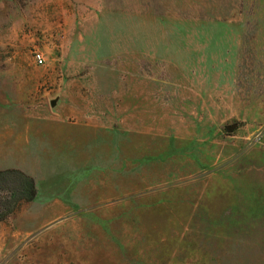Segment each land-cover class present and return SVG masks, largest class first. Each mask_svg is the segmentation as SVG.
<instances>
[{
	"label": "rangeland",
	"instance_id": "obj_1",
	"mask_svg": "<svg viewBox=\"0 0 264 264\" xmlns=\"http://www.w3.org/2000/svg\"><path fill=\"white\" fill-rule=\"evenodd\" d=\"M87 115L159 163L93 218ZM28 125L57 148L26 162L7 142ZM24 165L37 195L0 222V264H264V0H0V168Z\"/></svg>",
	"mask_w": 264,
	"mask_h": 264
},
{
	"label": "crops",
	"instance_id": "obj_2",
	"mask_svg": "<svg viewBox=\"0 0 264 264\" xmlns=\"http://www.w3.org/2000/svg\"><path fill=\"white\" fill-rule=\"evenodd\" d=\"M87 119L90 120V126L101 131L97 135L90 136L88 134L90 137L89 145L87 144L86 147L80 149V151L86 150L87 155L81 152L78 155L80 160L90 158V179L88 180H90L93 190H89L85 197L82 196L73 201L78 209L93 212V218L103 212V209L108 204L117 202L127 196L140 194L139 190L143 186L152 188L153 177L159 175V163L140 164L137 162L139 156H137L136 148L141 144L138 141V136L140 135L137 133L138 130H128L126 122H118L116 124L115 122L107 121L104 117L100 118L94 115H87ZM44 121L40 120V123ZM27 122H30V120ZM36 129L32 130V127L28 125L23 128L20 134H17L18 136L14 135L13 129L12 131L8 130V134L10 133L11 137H8L7 145L22 153L24 158L26 156V162H29V159L32 161V158H35L34 156H37V154L39 156L42 155L39 153H47L53 148H57L56 144L49 143L46 139H43V136L49 133L46 132L49 129L48 127L39 125ZM45 129L47 130L44 132ZM31 133L37 134L38 139H32L33 135ZM15 137H17V140ZM80 137L81 135H74L70 139L77 140ZM158 145H156V150ZM123 157L125 158L124 161ZM28 167L24 165L15 169L36 179L38 172L36 173L34 169ZM80 168L83 167L80 166ZM4 169L0 168V171ZM57 209L56 205L52 207L53 212L57 211Z\"/></svg>",
	"mask_w": 264,
	"mask_h": 264
},
{
	"label": "trees",
	"instance_id": "obj_3",
	"mask_svg": "<svg viewBox=\"0 0 264 264\" xmlns=\"http://www.w3.org/2000/svg\"><path fill=\"white\" fill-rule=\"evenodd\" d=\"M8 175L18 178V188L12 190V198L16 201L8 199H0V222L4 221L9 215L13 214L19 207L21 202L31 203L37 195L36 184L33 178L17 169H6L0 171V180Z\"/></svg>",
	"mask_w": 264,
	"mask_h": 264
},
{
	"label": "built area",
	"instance_id": "obj_4",
	"mask_svg": "<svg viewBox=\"0 0 264 264\" xmlns=\"http://www.w3.org/2000/svg\"><path fill=\"white\" fill-rule=\"evenodd\" d=\"M33 61L34 63L37 65V66H43L44 63H45V60H44V57H43V54L40 53V52H33Z\"/></svg>",
	"mask_w": 264,
	"mask_h": 264
},
{
	"label": "water",
	"instance_id": "obj_5",
	"mask_svg": "<svg viewBox=\"0 0 264 264\" xmlns=\"http://www.w3.org/2000/svg\"><path fill=\"white\" fill-rule=\"evenodd\" d=\"M54 105H55V102H54V101H53V102H51V106H52V107H54Z\"/></svg>",
	"mask_w": 264,
	"mask_h": 264
}]
</instances>
